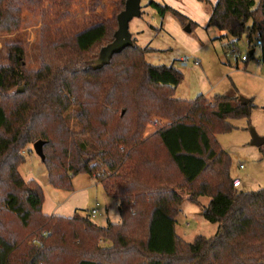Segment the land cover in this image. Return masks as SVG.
<instances>
[{
    "label": "trees",
    "instance_id": "1",
    "mask_svg": "<svg viewBox=\"0 0 264 264\" xmlns=\"http://www.w3.org/2000/svg\"><path fill=\"white\" fill-rule=\"evenodd\" d=\"M127 1L0 0V36L20 31L25 10L43 19L42 67L27 71L21 42L6 45L0 67V264H264V189L234 187L216 137L258 106L234 87L213 103L176 98L181 70L150 64L151 49L136 40L97 68ZM85 4L77 17L73 8ZM148 6L193 25L167 5ZM208 26L245 39L249 61L260 38L264 64V0H219ZM150 125L157 129L146 137ZM39 141L49 184L71 189L73 177L90 174L118 202V224L99 227L91 211L43 213L44 189L19 173L22 152ZM201 198L210 199L202 215L218 231L190 243L178 236L177 218L186 200ZM45 232L41 248L32 243Z\"/></svg>",
    "mask_w": 264,
    "mask_h": 264
},
{
    "label": "rangeland",
    "instance_id": "2",
    "mask_svg": "<svg viewBox=\"0 0 264 264\" xmlns=\"http://www.w3.org/2000/svg\"><path fill=\"white\" fill-rule=\"evenodd\" d=\"M154 1L164 3V0ZM166 2L175 3L177 8L173 7L174 9L188 18L191 17L194 21L191 33L185 29L189 25L183 26V23L172 14L166 15L164 19L161 18L153 8L148 6L149 0H142L140 17H135L129 24L131 35L134 36V40H137L138 46L151 49L146 55V61L154 66L175 65L178 55H192L202 62L200 66L196 67L197 69L193 68L192 64V70L179 68L175 65L184 76L175 91L176 98L193 101L204 93L207 94V98H210L209 95L214 97L215 94H223L221 86L217 87V90L212 88L223 77L232 82L237 81L246 93L242 92L241 94H244L248 99L253 98L254 104L259 105V108L253 111L251 117L229 120L233 127L232 130L218 134L216 137L221 149L226 151L231 158L232 179H238L242 183V187L238 191L256 192L264 189V146H253L251 134L254 131L258 136L264 138V82H260L256 78H248L243 74L239 76L228 74V69H235L236 66L225 59V41L218 40L223 33L212 26L206 29L204 26L207 12L211 10L210 4L204 5L199 2L197 7L196 0H166ZM85 6L86 4L81 8L79 6L73 8L77 17L84 15ZM108 12L110 13V10ZM22 16L23 23L19 32L0 36V67L8 65L6 45L21 42L26 49L24 62L27 71L34 72L42 67L40 30L43 19L39 12L34 13L28 10H25ZM238 43L240 51L245 52L248 46L246 40L242 39ZM249 62L254 65L256 59ZM202 65L206 74L202 72ZM209 101L214 102L212 98ZM156 121L154 119V122ZM156 123L162 125L168 124L169 121L162 120ZM74 125V129L79 131L80 127L75 123ZM154 125L148 126L146 137L156 131L157 128ZM22 155L26 156L27 160L19 168V173L23 178H26L25 181H30L33 178L44 189L43 213H53L59 209L58 212L68 216L75 210L87 212L96 209L98 213L92 218L97 226L103 227L110 223L118 224L120 222L118 202L108 197L104 187L90 174L73 177L71 189L54 188L49 184L48 173L41 157L35 154L34 146H29L22 152ZM241 165L243 168L240 167ZM209 202L210 199L207 198H201L200 205L192 204L188 200L184 202L177 218L176 231L179 237L191 243L198 235L211 238L217 233L218 225L208 222L202 215L203 206H207ZM100 246L104 247L105 244Z\"/></svg>",
    "mask_w": 264,
    "mask_h": 264
},
{
    "label": "crops",
    "instance_id": "3",
    "mask_svg": "<svg viewBox=\"0 0 264 264\" xmlns=\"http://www.w3.org/2000/svg\"><path fill=\"white\" fill-rule=\"evenodd\" d=\"M197 2H196V6L198 7L199 6V1L198 0H196ZM219 0H210V5H211V7H210V9H212V7L214 6V5H216V3L218 2ZM257 2L259 1V0H256ZM158 3V2H157ZM159 3H161V4H163V5H167V6H169V7H171V8H177V5L174 3V4H172V3H167L166 2V0H164V3H162V2H159ZM173 8V9H174ZM175 10V9H174ZM178 11V10H177ZM210 11L211 10H209V12H207V16H206V21H205V29L207 28V27H209L208 26V21H209V18H210ZM209 13V14H208ZM188 18V17H187ZM189 19V21H191V22H194L192 19H191V17L190 18H188ZM203 24V23H202ZM193 25H194V23H193ZM192 26V25H191ZM190 25L188 26L190 29L192 28ZM198 26V25H197ZM203 28V27H202ZM204 29V28H203ZM192 30L193 29H191V32H192ZM219 31V30H218ZM220 32V31H219ZM221 33H223V34H221L220 35V38L218 39V40H220V41H222V40H224L225 41V51L227 50V48H229L230 46L232 47V46H235L236 48H238V46H239V41H241V40H239L238 42H236L234 39H232L231 37H229V36H227V34H226V32H221ZM132 38H133V40L135 39L134 38V36L132 35ZM215 40H217V38H215ZM137 41V40H136ZM247 50H248V46H247ZM246 50V51H247ZM255 51H254V54L256 55V53H257V51H258V53H257V57L255 58L256 59V63H254V65H252V64H250V62H247V63H243V64H239V65H235V64H233L234 66H236V68L234 69V68H231V69H228V74H231L232 76H239L240 74H243L244 76H247L248 78H251V79H254V78H256V79H259V81L260 82H264V64L263 63H261L259 60H260V53H261V49H260V47H258V46H256V48L254 49ZM245 51V52H246ZM180 55H178L177 57H179ZM177 57H176V59H177ZM176 62V61H175ZM202 63V62H201ZM230 64H232V63H230ZM192 67V66H191ZM190 67V69L189 70H192V68ZM193 68H195V69H197L196 68V66H193ZM201 69H202V72H203V74H206V70H205V68H203V65H202V67H201ZM234 80V79H233ZM226 81H228V82H226ZM233 82H235V83H233ZM229 81L227 78H225V77H223L222 79H220V81H218V83L217 84H215V86H212V88L215 90H217L218 88L217 87H220L221 86V88H222V92H223V94H221V93H219V94H215L214 96H216V95H224L225 93H227V92H229L230 91V89H232V87H234L236 90H238V93H239V95H240V97H243V98H245V99H248V98H246L245 96H244V94H246L245 93V91H243L242 90V88H241V86H240V84H238V82L237 81ZM226 91V92H225ZM241 91V92H240ZM225 92V93H224ZM244 93L243 95L241 94V93ZM211 93H213V92H211ZM203 95V94H202ZM205 98H207V94L205 95V93H204V95H203ZM209 97L210 98H213V96H211V95H209ZM208 99V98H207ZM250 99V98H249ZM251 100H253V98L251 99ZM257 105V104H256ZM258 107L257 108H259V105H257ZM23 179H25L26 180V178H23ZM30 180H34L33 178H31ZM235 180H237V179H235ZM58 210L59 209H57L56 211H54L53 213H45L44 212V214H46V215H60V216H64V217H68V218H70V217H72V215L74 214V212L76 211H73V213H71V214H69L68 216H66V215H63V214H61L60 212H58ZM94 210V209H93ZM92 210V211H93ZM92 211H91V213H92ZM96 211H98V210H96ZM70 213V212H69ZM98 213V212H97ZM94 216V215H93ZM177 223H178V220H177Z\"/></svg>",
    "mask_w": 264,
    "mask_h": 264
},
{
    "label": "water",
    "instance_id": "4",
    "mask_svg": "<svg viewBox=\"0 0 264 264\" xmlns=\"http://www.w3.org/2000/svg\"><path fill=\"white\" fill-rule=\"evenodd\" d=\"M142 0H128L125 5V9L118 15V32L116 39L113 44L108 46L107 49L103 51L98 61H96V67L99 68L101 65L108 63L115 53H121L126 48L132 44V35L129 31V24L135 17H140ZM188 33H191L189 27L185 28ZM254 49L250 52V56H253ZM23 87L18 90L22 92ZM253 136V146L262 147L264 145V138L260 137L254 131L251 132ZM43 145L44 142L39 141L34 145V152L38 157H41L42 160L45 159L43 154Z\"/></svg>",
    "mask_w": 264,
    "mask_h": 264
},
{
    "label": "built area",
    "instance_id": "5",
    "mask_svg": "<svg viewBox=\"0 0 264 264\" xmlns=\"http://www.w3.org/2000/svg\"><path fill=\"white\" fill-rule=\"evenodd\" d=\"M256 43L258 47H262L263 45L260 38L256 40ZM225 59H227L229 63L235 64V65L247 63L250 60L248 51L242 52L240 51L239 48H236L235 46H232V47L230 46L229 48H227V50L225 51ZM192 64L198 67L201 65V61L194 58L192 55L191 56L180 55L179 57H177L176 62H175V65H177L179 68H184V69L190 68ZM240 167L243 168L242 165ZM233 183H234V187L237 189L242 187V183L238 179L234 180ZM96 213L97 211L96 209H94L92 211V215H95ZM48 236H49L48 232L43 233L42 239H35L34 244L41 248L44 240Z\"/></svg>",
    "mask_w": 264,
    "mask_h": 264
}]
</instances>
